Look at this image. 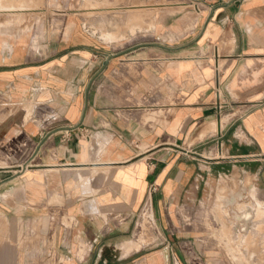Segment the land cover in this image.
Instances as JSON below:
<instances>
[{
    "label": "crops",
    "instance_id": "1",
    "mask_svg": "<svg viewBox=\"0 0 264 264\" xmlns=\"http://www.w3.org/2000/svg\"><path fill=\"white\" fill-rule=\"evenodd\" d=\"M57 1L0 31V264H218L201 201L264 208V0Z\"/></svg>",
    "mask_w": 264,
    "mask_h": 264
},
{
    "label": "rangeland",
    "instance_id": "2",
    "mask_svg": "<svg viewBox=\"0 0 264 264\" xmlns=\"http://www.w3.org/2000/svg\"><path fill=\"white\" fill-rule=\"evenodd\" d=\"M0 4V31L6 30L4 26H7V23L3 22H7V18H43L72 13L71 9L57 6V0H0ZM73 12L80 16L84 9L80 6ZM15 26H22V30H25L31 25L27 23L21 25L20 22L18 25L14 24ZM104 40L110 41L111 38L105 37ZM236 190V186L230 187L222 183L216 189L218 197L216 200L201 201L202 230L199 232L201 233L202 253L214 255L215 259H218L216 261L218 264H264L263 205L257 203V206H254L239 199L219 198L227 191L234 192ZM248 208L252 209L254 213L250 215L247 211ZM146 217L147 214L143 217L142 228L148 225ZM188 218L186 217L185 223L192 224V215ZM142 237H144V232L140 233L137 238L139 240ZM154 239L155 233H153L151 243L147 239V241H143V244L153 245ZM196 263L199 264L198 261Z\"/></svg>",
    "mask_w": 264,
    "mask_h": 264
},
{
    "label": "bare ground",
    "instance_id": "3",
    "mask_svg": "<svg viewBox=\"0 0 264 264\" xmlns=\"http://www.w3.org/2000/svg\"><path fill=\"white\" fill-rule=\"evenodd\" d=\"M1 5V4H0ZM0 9H1V7H0ZM9 25V24H8ZM10 27V26H9ZM2 28V27H1ZM110 38V37H109ZM257 208V207H256Z\"/></svg>",
    "mask_w": 264,
    "mask_h": 264
}]
</instances>
